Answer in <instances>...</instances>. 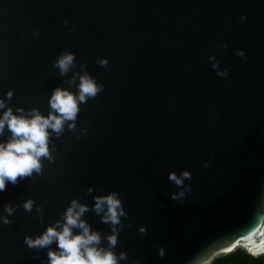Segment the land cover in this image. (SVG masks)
Returning <instances> with one entry per match:
<instances>
[{
    "label": "water",
    "instance_id": "95a60500",
    "mask_svg": "<svg viewBox=\"0 0 264 264\" xmlns=\"http://www.w3.org/2000/svg\"><path fill=\"white\" fill-rule=\"evenodd\" d=\"M63 52L75 54L66 75L54 67ZM84 72L104 90L80 105L76 130L52 133L53 161L0 191V264H49L56 242L24 239L63 224L74 199L108 248L112 225L94 205L113 191L127 214L118 264L249 254L233 242L264 202V0H0V98L14 113L46 116L53 91L78 93Z\"/></svg>",
    "mask_w": 264,
    "mask_h": 264
},
{
    "label": "clouds",
    "instance_id": "9594fccd",
    "mask_svg": "<svg viewBox=\"0 0 264 264\" xmlns=\"http://www.w3.org/2000/svg\"><path fill=\"white\" fill-rule=\"evenodd\" d=\"M65 26L68 22L65 21ZM74 31V29H73ZM242 55V53H238ZM75 54L63 52L54 61V67L58 68L61 75H66L74 66ZM97 63L106 67L108 61L100 59ZM83 67V65H82ZM215 67V65H214ZM79 77L78 93H73L68 89L56 88L50 99L51 111L45 116L38 108H31L27 115L23 114V108H17L15 113L11 107L6 105L5 99L0 98V109L6 110L0 116V135H3L7 127L10 137L7 141L0 142V191L6 190V184H17L20 179L31 177L33 173L41 174L42 159L53 161L52 133L59 138L65 130V125L69 130H76V120L80 112V105L86 104L89 98L94 99L104 90L103 84H98L95 78L87 72ZM75 79V78H74ZM73 81H69L72 83ZM12 91L7 93V98L11 99ZM51 130V131H49ZM185 178H190L189 173H183ZM169 179L177 185L182 183L174 173ZM91 192V189H89ZM183 196V193L179 194ZM119 193L113 191L108 195L95 197L94 210L97 214L103 213L102 222L112 225V235L108 236L109 247H100L101 235L99 232L91 231L86 221L81 219L82 215L88 211V206L72 200L70 206L64 213V222H56L55 226H49L46 231L33 239L26 236L25 244L29 248H45L56 242L58 251L49 250V264H118V260L125 259L126 254L116 255L113 248L117 244V234L120 224V217L126 216L122 207ZM177 195L173 194V199ZM34 201L28 200L24 203L26 211L32 210ZM8 215L13 213L11 206H5ZM4 224H9L7 216L2 218ZM264 202L261 203L259 212L254 217L255 227L241 234L234 240L235 246L243 247L252 256L264 255ZM58 227L60 230H58ZM73 229H80L79 234H74ZM140 231L143 233L144 228ZM163 255V250L160 251ZM205 258V253L197 255L191 264H201Z\"/></svg>",
    "mask_w": 264,
    "mask_h": 264
},
{
    "label": "trees",
    "instance_id": "16d2710c",
    "mask_svg": "<svg viewBox=\"0 0 264 264\" xmlns=\"http://www.w3.org/2000/svg\"><path fill=\"white\" fill-rule=\"evenodd\" d=\"M210 264H264V255L254 257L241 249H236L214 259Z\"/></svg>",
    "mask_w": 264,
    "mask_h": 264
}]
</instances>
